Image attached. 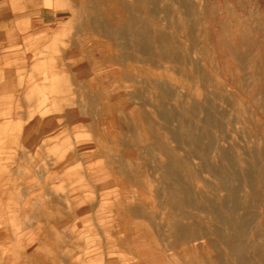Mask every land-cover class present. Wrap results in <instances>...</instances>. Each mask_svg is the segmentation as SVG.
<instances>
[{"label": "rangeland", "instance_id": "1", "mask_svg": "<svg viewBox=\"0 0 264 264\" xmlns=\"http://www.w3.org/2000/svg\"><path fill=\"white\" fill-rule=\"evenodd\" d=\"M9 1L19 13L0 24V83L8 72L14 82L0 93V264L52 249L32 205L45 171L52 194L69 196L57 201L83 214L82 264H264V0H76L80 32L52 17L72 1ZM64 48L71 68L55 73ZM34 76L47 85L32 88ZM67 108L84 126L55 136ZM28 125L37 145L20 143Z\"/></svg>", "mask_w": 264, "mask_h": 264}, {"label": "crops", "instance_id": "2", "mask_svg": "<svg viewBox=\"0 0 264 264\" xmlns=\"http://www.w3.org/2000/svg\"><path fill=\"white\" fill-rule=\"evenodd\" d=\"M72 1L74 4V7L77 8V10H74L71 12L69 15H58L55 14L54 16V21L56 25L58 26H64V25H70L76 29L77 32L83 31L80 28H78L76 25L72 24H79V21H82L83 18L85 17L81 10H78L82 8L80 5H76V0H69ZM15 3L14 1H9V0H0V24H9V23H14L15 20L17 21V16L19 13V9H15ZM18 8V7H17ZM46 18L51 17L50 11H41ZM81 16V17H80ZM79 17V18H78ZM90 18V16H88ZM45 20H40V19H33L32 21V26L34 25H39V23L44 22ZM90 22H94L93 19L90 20ZM128 23V20H127ZM52 20L50 21L49 24L51 25ZM46 25V26H47ZM76 33V32H75ZM76 36V35H74ZM77 38V37H76ZM74 44V48L77 51L76 55L78 52H80L81 46L77 44V46ZM41 51H34L33 52V61H34V67L37 65V56H39ZM75 55V57H76ZM69 56V51L67 52L66 49L64 48L62 52L60 53L59 57L55 59V62L53 64V70L55 73H60V72H68L69 69L71 68L69 64L65 63V59H68ZM65 58V59H63ZM41 61V60H40ZM61 64H60V63ZM62 64H65V69L60 68ZM59 65V66H58ZM73 68V67H72ZM31 69V72L32 70ZM51 70V69H50ZM52 72V71H51ZM12 73L8 72L7 76L5 77L6 79L0 83V93H6V92H13L14 91V82H13V76H11ZM51 76V74H50ZM11 77V78H10ZM32 88L38 89L40 87H45L47 85V81L43 82L40 84L36 79L35 76L32 78ZM58 80H53L52 83L57 82ZM49 96H51V92H49ZM26 98H23L25 100ZM33 100V99H32ZM41 100V99H40ZM43 100V99H42ZM41 100V101H42ZM40 101V103H41ZM32 102V101H30ZM37 109H30V114L29 117L33 118L34 114ZM84 113L82 111H78V108L73 109V108H67L61 112V118L62 121L64 122V128L61 127L58 130H54V135L56 136L57 133H61L64 131H67L68 128L76 129L78 130L80 127L84 126V120L86 119L84 117ZM88 117V116H87ZM88 119V118H87ZM47 126V125H46ZM44 126V127H46ZM87 126L94 127L92 124L87 122ZM98 127V126H97ZM96 127V128H97ZM40 130V128L33 127L31 128L30 125H28L27 129L23 132L22 136L20 135V143L24 146H30V145H37V140L36 137L39 135L37 132ZM56 132V133H55ZM52 132H45L44 136L40 138L41 143L39 144H51L50 140L52 138L51 136ZM53 135V136H54ZM50 141V142H49ZM43 144V145H44ZM47 146V145H44ZM106 164H112L115 165V161L113 159H107ZM33 166V165H32ZM130 167L126 164L123 165V168ZM27 167H30L27 165ZM114 167V166H113ZM116 168H120L119 165L115 166ZM76 173V172H75ZM51 173L47 175V172L45 171V178H43V184H44V192L41 194L39 193L40 197H43V200H35V203H32L33 206L36 205L37 208V219L39 220L40 223V228L41 232L38 234L40 236V239L46 241V240H51L53 239L52 244V249H50L49 254H36L33 252L28 253V258H30L28 264H82L83 259V225L80 221H78L79 217H82L83 214L81 213V210H78V207L76 206V210H72L69 207V204H66V206L58 202V199H69L68 194H62L60 195L61 197L54 196L52 192L50 191L51 189L49 188V184L51 183ZM75 177L78 179V172L76 173ZM75 177L67 178L69 180V183H73L74 180L76 179ZM81 177V176H80ZM82 178V177H81ZM83 181V179H82ZM81 181V182H82ZM47 194V196H46ZM79 200L80 198L75 197L74 200ZM30 206V205H29ZM63 206H65L63 208ZM25 209V208H24ZM4 212L2 214H5L6 211L5 209H2ZM74 211V212H73ZM20 227V226H19ZM69 232V234H68ZM15 238H17V241L20 240L19 236V230L18 228L14 231ZM9 238L8 236L1 235V238ZM68 237V239H67ZM40 242H42L40 240ZM67 242L71 243V248L69 249V245L67 246ZM66 244V245H65ZM68 248V249H67ZM75 250V251H74ZM99 264L100 256H93L91 258V262H96ZM25 264V263H24Z\"/></svg>", "mask_w": 264, "mask_h": 264}, {"label": "bare ground", "instance_id": "3", "mask_svg": "<svg viewBox=\"0 0 264 264\" xmlns=\"http://www.w3.org/2000/svg\"><path fill=\"white\" fill-rule=\"evenodd\" d=\"M89 18V17H88ZM125 55V54H124ZM116 57V56H115ZM173 60V59H172ZM124 63V62H123ZM80 81V80H79ZM75 93V92H74ZM223 157L224 158H226L227 160L229 159V157H228V155L227 154H223ZM239 178H238V174L237 173H234V174H231V176H229L228 177V182H234V181H237ZM227 195H230V196H232L233 198H232V205H234V206H236V201H237V199L235 198L236 196H237V194H238V192H237V188L236 187H234V186H230V187H227ZM46 196H47V194H46ZM231 205V206H232ZM230 222V221H229ZM231 223V222H230ZM27 264V263H26Z\"/></svg>", "mask_w": 264, "mask_h": 264}]
</instances>
